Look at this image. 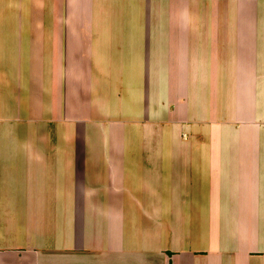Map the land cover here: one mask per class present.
Wrapping results in <instances>:
<instances>
[{"label":"crops","instance_id":"1","mask_svg":"<svg viewBox=\"0 0 264 264\" xmlns=\"http://www.w3.org/2000/svg\"><path fill=\"white\" fill-rule=\"evenodd\" d=\"M0 264H264V0H0Z\"/></svg>","mask_w":264,"mask_h":264}]
</instances>
